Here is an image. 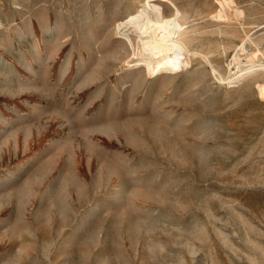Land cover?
Returning a JSON list of instances; mask_svg holds the SVG:
<instances>
[{"label": "rangeland", "instance_id": "obj_1", "mask_svg": "<svg viewBox=\"0 0 264 264\" xmlns=\"http://www.w3.org/2000/svg\"><path fill=\"white\" fill-rule=\"evenodd\" d=\"M141 3L190 65H133ZM258 50L264 0H0V264H264V71L212 70Z\"/></svg>", "mask_w": 264, "mask_h": 264}, {"label": "bare ground", "instance_id": "obj_2", "mask_svg": "<svg viewBox=\"0 0 264 264\" xmlns=\"http://www.w3.org/2000/svg\"><path fill=\"white\" fill-rule=\"evenodd\" d=\"M227 3L230 4L229 1H227ZM220 4L222 6L224 3ZM239 13L241 15V12ZM217 16L225 17L226 15L221 10L218 12ZM117 28L119 34L122 35L120 37L125 38L130 46L134 48L133 65L144 66L148 72L158 73L162 71H171L173 67L169 59H174L183 67L190 65L191 56L198 55L199 53L190 49L178 25L173 24L161 12L144 3H141L140 7H138L135 12L131 13L127 19L119 21ZM132 35L135 36L134 39ZM245 44L246 41H243L239 45L233 57V61L240 63L241 58L239 55L245 54L243 52L245 50ZM258 52L259 50L245 56V60L247 61L246 64H251V67L244 69L240 73L234 72L224 77L219 74L215 68L212 67V70L221 82H237L246 74L254 71H264V64H255ZM203 57L208 61L207 56ZM257 89L260 96L264 97V84H258Z\"/></svg>", "mask_w": 264, "mask_h": 264}]
</instances>
